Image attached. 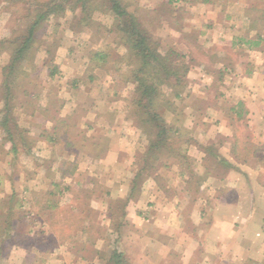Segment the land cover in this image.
Listing matches in <instances>:
<instances>
[{"label": "crops", "instance_id": "0c3cea01", "mask_svg": "<svg viewBox=\"0 0 264 264\" xmlns=\"http://www.w3.org/2000/svg\"><path fill=\"white\" fill-rule=\"evenodd\" d=\"M143 5V9L149 12L146 29L152 41L157 43L158 51L163 55L176 51L188 63L185 91L189 98L175 100L178 106L176 112L171 111L174 107L165 111L167 122L178 120L180 126L190 130V132L186 131L192 139L187 154L195 159V163L201 161L200 143L212 139L207 127L216 128L217 135L220 133L221 137L233 134L235 141L240 135L235 124L245 123V127L255 130H252L253 137L246 134L245 138L249 139V142L256 140L260 154L264 155V0H166L165 2L153 0ZM161 11H164L163 15ZM139 18L143 22V19ZM90 37L91 35L86 41ZM69 38L73 45L82 44L75 34L70 35ZM113 44L115 45L103 39L102 45L105 50L98 49L104 51L101 52L104 54L103 57L110 56L107 49H111ZM116 47L113 51L119 56L127 55L126 44ZM70 55L72 49L69 50L71 58ZM200 57H206L207 62H201ZM121 64L118 68L124 70L122 66L126 65ZM60 68L63 69L62 65ZM123 70L119 73L122 74ZM216 73L221 76V80L218 78V88L229 94L223 92L221 100L207 104L206 114H201L204 111L203 106L192 108V113L185 109L181 110L179 105L187 106V102L191 103L195 97L200 98V90L211 88L215 81L213 78L211 80L208 78ZM87 79L86 82L83 81L85 84L96 83L95 87H97L100 83L102 100L101 102L86 98L81 100V92L78 89L82 84L77 83L73 89L69 86L72 91H77L71 93L74 94L73 100L79 106L78 109L82 110L75 111L80 112L81 117L72 118L70 116L74 113L69 111L62 113V109L71 108L67 106L68 103H72L70 99L60 105L56 115L46 117L42 112L36 115V120L44 122L45 129L35 136L39 137V141L43 140L42 143L48 142V144L44 145V149H39L40 145H36V148L33 147L37 149L36 152H33L32 148L24 147H20L18 151L21 156L40 155L39 158L36 157V164H28L25 161L17 163L3 157L2 154L11 153L8 152L9 145L6 150L0 149V200L3 197L17 195L19 191L17 187L20 185L24 187L21 189L22 194L25 195L23 204L31 201L30 192L34 191V188L29 187L30 185L50 182L52 186L55 180L46 178L50 167L47 168L43 160L49 153L54 154L53 170L56 174H60V181L55 182L63 185L64 181H67L71 184L73 173L62 178L61 162L66 154L75 151L70 145L73 140L72 130L75 127L83 128L84 136L100 134L105 139L111 138L110 141L114 140V136L118 138L120 136L119 139L130 138L129 143L132 141L133 147L127 153L133 158L130 169L135 172H133L135 181L147 177L149 169H155L156 175L160 176L178 171V166L171 163L161 166L157 164L154 168L153 166L149 168L145 166V162L144 164L141 162L143 148L149 141L144 139L145 132L130 115L129 100L133 85L118 80L119 78L117 79L111 71L99 66L92 69ZM201 96L204 98V95ZM201 100L205 102L204 99ZM43 102L38 105V110L42 111ZM100 103L101 109H99ZM1 104L4 105L0 100V108H3ZM239 106L242 116L237 117L236 111H239ZM231 107L236 110L229 115ZM68 119L71 121L69 122ZM62 122H66V125H61ZM226 123L232 124L229 129L223 128ZM75 124L78 126L74 127ZM119 141L122 142L121 150L126 149L123 141ZM234 141H231L224 151L219 147L221 151L218 150V154L225 156V161L221 163H224L227 172L223 176L224 179L216 175L207 179L205 187L213 189V192L208 191L203 194L205 203L201 204L202 208L197 212L198 214L185 213L183 209L178 210V196H173L176 189L168 184H159L154 179L156 175L154 177L149 175L141 188L139 198L129 204L127 209L129 222L127 221V225H123L120 231L119 239L122 242L119 243L118 250L120 252L126 250L128 264H264V164L236 157ZM241 142L243 143L242 139ZM121 150L119 152L123 154L126 152ZM111 152L112 150H107V153ZM13 171H17L16 177L18 173L22 176L20 178L10 176ZM141 171L143 175L139 174ZM100 180L98 178L97 183L104 185L103 179ZM64 192L61 194L63 195ZM143 215H148L150 219L146 220ZM3 216L5 222L0 220V264H76L75 262L80 259L88 262L87 264H112L111 253L104 256L101 253L87 260L81 255L69 259L67 263V260L65 261L59 254L61 248L57 252L55 250H48L47 254L41 252L44 248L41 246L39 234L43 229L48 230V227L36 224L37 220L23 210L13 212L9 209ZM15 218H19L14 221L16 225L10 226ZM7 219H10L9 224ZM89 229L90 227L87 226L85 230ZM127 232H132L133 236H129ZM122 233L125 235L122 236ZM18 234L22 236L19 237ZM32 236L38 240L35 245L29 243V240L33 239ZM126 241H130L131 245L123 246ZM104 242L106 243L104 238L101 239V243ZM72 243L74 246L73 241ZM144 243L146 245H143Z\"/></svg>", "mask_w": 264, "mask_h": 264}, {"label": "rangeland", "instance_id": "374dc122", "mask_svg": "<svg viewBox=\"0 0 264 264\" xmlns=\"http://www.w3.org/2000/svg\"><path fill=\"white\" fill-rule=\"evenodd\" d=\"M18 1V6H26L30 9H33L37 6V2H35V0ZM24 1H26L27 5L23 4ZM74 1L75 0H68V2L65 4L66 7L64 9L58 10L56 13H52L49 19L45 20L44 24L39 28L37 36L39 46H37V48H34L31 54H29L27 62H25L24 64L26 65L24 70L25 72H28L29 75L28 77H26V75L24 76L21 73L22 78L20 77L18 81V83L20 84V89L18 90V97L15 99L17 107L14 109L13 114H11L13 115V119L17 121L18 128L13 125V120H10L9 122L10 128L15 130L14 133L16 137H22L23 135H26L25 137L28 139L29 137L27 136H32V138L34 139L33 147L35 148L37 147L36 145H40L39 149H44V145L48 144V142H46L47 144L42 143L41 141L43 140L39 141V137L35 136L45 129L44 122L36 120V115L39 114V112H42L46 117L56 115L55 113L60 105L64 104L67 99H70L72 103H68L67 106L71 108L69 110H65V108L62 109V113L69 111V113H74V115L70 117H81L79 115L80 112H75L82 110L78 109L79 106L77 105L75 100H73L74 94H72L71 92L77 93L76 90L72 91L73 86H77V83L82 84L78 89L79 92H81V100L86 98L88 100L95 99L101 102L102 90L100 91L101 88H99L100 83L97 87H95V85H97L96 83L85 84L86 80H88L87 75H90L93 68L99 66L106 71H111L113 75L117 77V79L119 78L118 80H123L122 75H124V71L127 70L126 66H122L123 68H125L124 70L122 68H118V65L121 64L120 60L123 61L124 56H119V54L113 50L117 48L116 45L120 46L123 44V42L118 43L119 37L116 35V32H113L111 34L107 31L108 28L113 27L116 16L113 11L106 8V1L92 0V5L89 9L90 12L82 11L81 8L70 7L69 4L74 3ZM122 1L130 4V11L135 12L137 16L143 19L142 24L146 28V24L149 22V12L143 9V3H150L153 0ZM159 1L165 2L166 0ZM7 5L8 4L6 2H2L0 4V42L3 40H8V38L14 35L12 28L14 26L15 13L11 12V10L8 9ZM161 12L163 15L164 11ZM86 14L93 16V24H88L86 20L82 19L84 16H86ZM30 17L31 16L29 15V19ZM73 34L79 37L82 44L73 45V42L71 43L69 37ZM89 35H91V37L90 39L88 38V41H86ZM103 39L108 40L110 44L115 43V45L113 44V46H111L112 50L110 48L107 49L110 54L108 58L104 57L105 59L97 60L95 57H93V55L95 52L100 51L98 50L99 48L104 49L102 45ZM61 47L63 48L62 50ZM9 48L10 47H1L0 45V80L3 77L2 67L8 63L11 55V51L9 50ZM70 49H72V55H70L71 58L69 57ZM200 58L201 62H207L208 60L206 57ZM55 65L59 68L62 65L63 69L56 68L58 70H56L57 72L55 73V75H58L51 76L50 70L51 68L53 69ZM119 69L121 71L123 70L122 74L119 73ZM61 72H63L64 74L62 75ZM212 78L214 79L215 83H213L211 88L200 90V98L195 97L194 101L190 100L192 104L190 102H187V106L181 107V105H179V108L183 111L185 109L191 112L192 108L195 109L199 106H203L204 111L201 112V114H206L205 109L207 107V104L215 103L218 99L221 100L223 98V92L225 94L228 93L226 91H221L218 88V78H220L221 80V76L219 73L211 75L208 79L211 80ZM84 80L85 82H83ZM117 81L115 80V82ZM129 83L130 85L134 84L132 82ZM69 86H72V89H69ZM184 95V100L189 98L187 91H185ZM201 95H204V98H202ZM201 99H204L205 102H203ZM41 101H44V104L41 108L42 111L38 110V105L41 103ZM2 102L3 101L1 100V103ZM182 102L180 103L182 104ZM99 109H101V103L99 105ZM177 109L178 106L174 102V108L171 111L176 112ZM2 110L3 112H5L4 108H0V118L4 115V113H2ZM83 112L86 114L85 110ZM76 114H78L79 116ZM32 117L34 118V120H30ZM70 121L71 120H69V122ZM60 124L66 125V122H62ZM78 124L80 125L81 122L79 121ZM230 124L231 123H226L225 126L223 125V128L225 127L229 129ZM75 126L78 125L75 124L74 127ZM235 126L238 129L237 131H239V134H242L244 137L246 136V134L253 137L252 130L254 129H248L247 127H245V123H238V125L235 124ZM29 130L31 131L30 133ZM82 130L83 128L80 127H75L72 130V142L76 143L73 146V149L75 151L73 153L66 154L65 156L69 159V161L74 160L75 158L77 160L74 167L72 168L73 175L71 184H68L67 181H64V184L62 185V187H65V192L63 193V195L53 196V200L50 201L51 197L48 194L46 195L44 191H48L50 188H52V186H50L51 183H34L33 185L29 186L31 188H34V191L30 192L31 201H26V203L23 202V206L18 207L17 211H14H32L33 215L31 214V217H34L35 220H37L36 224H42V227L49 228L50 224L53 223V225L58 227V234L60 232L61 235H57L55 240L52 239L53 241L50 240L51 238L47 240V237L45 236L47 235L49 230L46 229V234L43 235L44 229L42 230L43 232L40 229L41 233L39 234V237H41V241L45 243L44 249H42L41 252L46 253L48 252V249L51 248V251L55 250L57 252V250L61 248V250H59V254L62 255L65 261L67 260V263L69 259H74L80 257L81 255H84L85 260H87L88 258L92 259L99 254L101 255V253L104 256L106 254L109 255L110 253L112 255L115 250L120 252L118 250L119 243L122 242V240L119 239L121 237L120 231L122 230L123 225H127V209L129 207V204L139 198L141 194V188L144 186L143 184L146 182L149 175L154 177L157 174V171L155 169H149V175L147 177H141L140 180H138V186L134 187V170L130 169V163L133 158L131 156H128L129 153H127L133 147L132 141L129 143L130 138L125 139V137H122L121 139H119L120 136L119 138L114 136V140L112 139V141H110L111 138L105 139L100 134H98L100 136H88L87 134H85V136L88 138L86 139ZM182 130H184V133L186 131L190 132V130H188L185 126L182 127ZM207 130L211 133L212 139L210 138L208 140H205L203 144L200 143V149L202 152L201 161L195 163V159H192V157L191 160H189L190 163L186 164L185 162L184 164V161L173 158L171 159L172 162L170 163L174 166L177 165L178 171H174L170 173V175H163L164 177L156 175V178H154L156 179V182H159V184H168L171 188L174 187V189H176L173 196H178L179 205L177 209H183L185 213L190 212L191 214H198L197 212H199L200 208H202L201 204L205 203V200H203V194L208 193V191L213 192V189H206L205 187L207 179L213 175L223 177L227 172V169L223 165L224 163L218 161V150H220L221 148L224 151L225 148L229 147V143L231 141H234L233 134L223 135V137H221L220 133L217 135L218 132H216V128L207 127ZM8 131L9 130H6V128H4L0 123L1 150L5 149L8 145H11V141L7 138ZM184 133L182 134L185 135ZM145 134L146 137L144 139H146V141H149L148 134ZM119 140L123 141V146L126 147V149L124 148L123 150H121L122 142ZM252 143L256 144L257 141L252 140ZM93 145H99L100 149H94L95 146ZM148 145L149 142L147 146L143 148L144 152L147 150ZM33 147V152H36L37 149H34ZM107 150H112V152L107 153ZM120 150L126 152H124L123 154V152H119ZM2 155L3 157H7L14 162L17 161V163H21L25 161L28 164H36V157H40V155L36 156L35 154L23 156L19 155V158H16L12 153ZM45 156L46 157L43 160H45L46 167H50L49 171L47 172L46 178L60 181V174H56V172L53 170L54 154L49 153ZM103 157L105 158L102 162ZM222 157H224L225 159L224 155ZM161 158L162 159L157 160L158 162L156 161L154 163V166L157 164H159L160 166L165 165L164 163H167L166 161L170 160L165 155H163ZM141 160H143V158H141ZM141 162H143L144 164V160ZM252 162L256 163V161ZM19 166L20 164H18V167ZM209 169L210 171H208ZM182 172H184L185 175L182 174ZM16 174L17 171H13L10 173V176H13L15 178ZM21 176L22 174L18 173L16 178H20ZM98 178L101 180L103 179V182H105V184L102 185L100 184V182L97 183ZM125 179H127V181ZM221 179H224V177ZM17 188H19L17 196L22 202L23 196L25 197V195L22 194L21 189H23L24 187H21L19 185ZM7 189H9V186ZM171 191L172 189L170 190V192ZM175 193H177V195ZM50 203H53L55 207L51 208L52 204ZM145 203L146 202H144V204ZM151 203L153 204V202ZM25 205L29 206L26 207ZM196 206H198V208L195 209ZM8 210L9 204L5 205L4 209H2V212L4 213ZM143 218H145L146 220L150 219L148 215H143ZM3 219H5L4 216ZM87 226L90 227L88 231L85 230ZM145 227L147 226L145 225ZM71 233L73 235L72 237L70 235ZM123 234L124 233H122V236ZM127 234L129 236H133L132 232H127ZM67 235H70V238L61 243V240ZM32 237L33 239L29 240V243L30 245H35V243H38V240L35 239V236ZM103 238L106 243L104 242L102 244L101 239ZM70 239L72 240L69 241ZM57 240L60 243H58ZM72 241L74 242V246ZM124 245L126 247L130 246V241H126L123 246ZM143 245L146 244L144 243ZM33 247L37 248V246H31V248ZM120 253H123L126 257V250L124 252L121 250ZM75 263L87 264L88 262H83L80 259Z\"/></svg>", "mask_w": 264, "mask_h": 264}, {"label": "trees", "instance_id": "16d2710c", "mask_svg": "<svg viewBox=\"0 0 264 264\" xmlns=\"http://www.w3.org/2000/svg\"><path fill=\"white\" fill-rule=\"evenodd\" d=\"M105 1L107 3L106 8L113 11L116 16L113 27L106 30L111 34L116 32V35L119 37L118 41L126 44L128 50L123 61L120 60L127 67V70L124 71L125 74L122 75V81L126 82V84L129 82L134 83L133 92L129 100L130 115L136 120V124L148 134L149 145L143 153V156L141 155L146 164L145 166L151 168L157 160L162 159L161 157L163 155L170 159L166 161L167 163H164L165 165H169L173 158L184 161V164L185 162L186 164L190 163L189 160H191V157L187 152L192 143V139L186 132L184 133L182 126H180L181 123L178 120L167 122L165 119V111L174 107L175 98L181 99L185 94L188 63L176 51L165 55L158 51L157 43L152 41L148 30L143 26L139 16L135 12L130 11V4L122 0ZM2 2H6L8 9L15 13V21L12 28L14 35L8 38V40L0 42L1 47H10L9 50L11 51L8 63L2 67L3 77L0 80V100L4 102L3 108L5 111L3 112L2 110L4 115L0 123L6 130H9L7 136L11 141L9 151L16 158H19V148H32L34 139L32 136H27L29 137L27 139L25 137L26 135L16 137L15 130L10 128V120H13V125L18 128L17 121L11 115L17 107L15 99L18 97V90L20 89L18 81L20 77L22 78V74L24 76L26 75V77L29 75L24 70L26 66L24 64L27 62L28 56L34 48L39 46L37 39L39 28L44 24L45 20L49 19L52 13L64 9L68 0H35L37 6L33 9L27 8L26 6H18V0H0V4ZM23 4L27 5L26 1ZM91 5L92 0H75L74 3L69 4L70 7L81 8L85 12H90ZM29 15L31 16L30 19ZM92 18V15L86 14L82 19L86 20L88 24H93L94 21ZM103 56L104 54H101V51L95 52L93 55L97 60L105 59ZM55 66L50 70L51 76L55 75L56 70L59 69V67ZM238 108L239 111H236L237 117H240L242 116L241 106ZM234 110L236 109L231 107L228 114L231 115L230 113H233ZM241 135L237 136L233 143L235 156L239 159L247 158L249 162L256 161V163L264 164V155L260 154L257 145L249 142V139L247 140L244 136L241 138ZM74 144L76 143L72 142L70 144L71 147ZM93 146H95L94 149H100L99 145ZM217 158L219 162L225 161L219 154ZM76 160L75 158L69 161L67 157L62 160V178L71 174ZM142 172L139 174L143 175ZM137 183L138 180H134L133 186L136 187ZM64 190L65 187L53 181L52 188L47 191L46 195L48 194L51 197L50 201H52L53 196H57L59 193L61 194ZM7 204H9V209L13 212L17 211L18 207L23 206L17 195L2 198L0 200V215H4L2 209ZM50 204H52L51 208L55 207L53 203ZM28 213L33 214L32 211ZM2 216L0 220L4 221V219L2 220ZM16 219L19 218H15L10 226L16 225ZM7 221L9 224L10 219H7ZM48 230L47 235H45L46 229H44L43 233L47 237V240L51 238L50 240L53 241L57 235H61L60 232L58 234V227L53 225V223L50 224ZM70 235L71 237L73 236L72 233ZM70 235L65 236L61 240V243L68 240ZM17 236L20 237L22 234H18ZM57 242L60 243L58 240ZM44 244V242L41 243L43 248ZM48 250H52V248ZM110 261L112 264L129 263L125 255L117 250L112 253Z\"/></svg>", "mask_w": 264, "mask_h": 264}]
</instances>
